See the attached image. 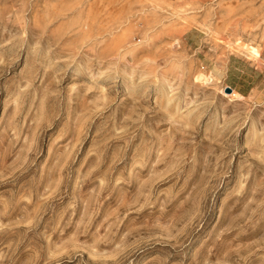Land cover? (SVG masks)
<instances>
[{"label": "rangeland", "instance_id": "1", "mask_svg": "<svg viewBox=\"0 0 264 264\" xmlns=\"http://www.w3.org/2000/svg\"><path fill=\"white\" fill-rule=\"evenodd\" d=\"M0 264H264V0H0Z\"/></svg>", "mask_w": 264, "mask_h": 264}, {"label": "water", "instance_id": "2", "mask_svg": "<svg viewBox=\"0 0 264 264\" xmlns=\"http://www.w3.org/2000/svg\"><path fill=\"white\" fill-rule=\"evenodd\" d=\"M226 90L229 91V88H227Z\"/></svg>", "mask_w": 264, "mask_h": 264}, {"label": "bare ground", "instance_id": "3", "mask_svg": "<svg viewBox=\"0 0 264 264\" xmlns=\"http://www.w3.org/2000/svg\"><path fill=\"white\" fill-rule=\"evenodd\" d=\"M240 96V95H239Z\"/></svg>", "mask_w": 264, "mask_h": 264}]
</instances>
